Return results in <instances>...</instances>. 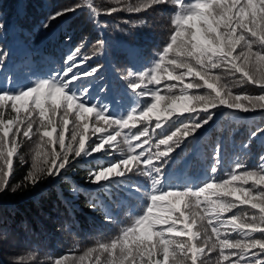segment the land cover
<instances>
[{
  "label": "snow or ice",
  "instance_id": "snow-or-ice-1",
  "mask_svg": "<svg viewBox=\"0 0 264 264\" xmlns=\"http://www.w3.org/2000/svg\"><path fill=\"white\" fill-rule=\"evenodd\" d=\"M168 5L176 10L157 60L123 77L132 93L121 98L129 102L126 115L92 102L94 91L107 89L95 82L98 67L85 69L88 58L80 55L81 47L69 51L55 75L19 89L0 87V193L21 187L10 185L14 160L22 161L23 143L36 138L25 176L29 185L66 175L86 160L85 179L96 189L93 210L105 209L111 221L107 201L114 187L124 190L130 204L139 203L116 236L54 264H84L93 253L97 264H208L213 256L215 264H264V155L254 169L237 160L227 179L165 187V166L175 151L218 110L264 112V0H138L126 10ZM81 7L55 11L43 27ZM83 7L99 14L91 2ZM116 11L112 7L105 14ZM7 55L0 49V58ZM247 86L261 94L248 95ZM257 137H264V128L250 132L251 139ZM219 155L217 149L212 174L219 171ZM133 176L151 183L145 188Z\"/></svg>",
  "mask_w": 264,
  "mask_h": 264
},
{
  "label": "trees",
  "instance_id": "trees-1",
  "mask_svg": "<svg viewBox=\"0 0 264 264\" xmlns=\"http://www.w3.org/2000/svg\"><path fill=\"white\" fill-rule=\"evenodd\" d=\"M137 3L138 0H94L100 15L98 25L97 14H90L83 7L85 0H0V23L4 24L0 29V49L8 54L6 59L0 58L3 59L0 87L19 89L30 86V82L38 78L55 75L64 67L63 60L69 51L81 47L80 55L88 58L85 69L98 67L100 71L95 82L107 89L104 93L94 91L96 99L92 102L107 104L116 116L126 115L129 102L121 98L125 93L128 96L132 93L123 77L128 71H145L153 66L168 38L170 21L176 10L171 5L153 7L138 14L126 10ZM76 4L82 7L60 25L57 33L49 34L50 27H43L49 17L55 11ZM112 7L118 11L105 14ZM137 15L136 24L132 25ZM98 41L103 43L98 44ZM227 83L231 86L234 82L228 79ZM243 92L253 96L261 94L254 86L243 88ZM243 124L238 125L237 134L233 132L230 143L224 145L221 141L220 149L222 151L224 147V151L220 153L219 171L215 175L210 171L216 166L213 150L195 159V167L206 168L208 173L203 172L194 181L186 171L185 179L179 180L176 176L185 170L184 166L167 169L165 187L168 184L201 186L213 176L217 181L227 179L240 159L254 169L260 156L264 155V137L251 139L250 132L257 127L264 128V112L250 125ZM242 129L244 132L239 133ZM224 130L225 134L232 133L227 127ZM243 144H249V147L245 150ZM35 150L36 138L23 143L20 150L23 160H14V171L9 177L12 187H21L15 192L9 189L0 193V264H54L55 259L64 256L73 260L98 242L110 240L130 223L129 210L138 208L139 203L133 201L130 204L121 188L114 187L113 195L107 201L111 205V221L105 219V209L90 207L96 189L85 179L90 167L86 160L77 162L66 175L43 179L36 186L29 185L25 176L31 168ZM138 178L132 177L134 181ZM140 184L145 188L149 186L143 176ZM74 187L78 190L73 191ZM121 201L124 208L120 206ZM96 254L87 257L84 264H97ZM104 258L102 255L101 259Z\"/></svg>",
  "mask_w": 264,
  "mask_h": 264
},
{
  "label": "rangeland",
  "instance_id": "rangeland-1",
  "mask_svg": "<svg viewBox=\"0 0 264 264\" xmlns=\"http://www.w3.org/2000/svg\"><path fill=\"white\" fill-rule=\"evenodd\" d=\"M85 2L86 3L91 2L93 6L95 7L94 0L93 1L85 0ZM86 9L88 10V8ZM90 14H93V13L90 12ZM74 15L75 13H69L68 15L64 17L59 18L58 20H56L57 21L56 23L50 26L47 32L49 34L57 33V31L60 28V25L63 22L67 21L68 19H71ZM97 17H98L97 24L100 25V22H99L100 15L97 14ZM138 17L139 15L134 17L135 19L132 25L136 24V19ZM260 114H261V111L243 113V112L228 111L226 109L218 110L212 122L206 125L202 130H200L198 135H196L194 138H189L186 143L182 144L181 147L175 151V153L173 154L172 160L170 161L168 165L165 166V170L167 169L176 170L178 166L182 165L184 166L185 170L177 174L176 178L179 180H184L185 172L187 171V173L190 174V177H192L193 180L197 181V179L201 176L203 172L208 173V169L206 168L197 169L195 167V159L197 157H200L199 155L205 156L206 153L209 151L214 150L216 152L217 149H219V153L221 152L223 153L224 147L222 151L220 149L221 141H223L224 145H226V143H230L231 140L233 139V132L236 133L238 130V125H244L243 123L250 125L253 119L256 118ZM225 127H227L228 130H232V133L225 134L224 133ZM238 132L243 133L244 129ZM220 157L221 156L219 155V158ZM211 175H215V174L211 173ZM143 178H144V181L147 180V182L150 185L151 181L146 176H143ZM140 180H141V176H139L136 182L140 183ZM48 182L52 183L49 180ZM135 203H138V201H135ZM251 214H252V211H249V215ZM65 253L67 254L69 253V251ZM72 258L73 257H70V259ZM208 264H215V259H210L208 261Z\"/></svg>",
  "mask_w": 264,
  "mask_h": 264
}]
</instances>
